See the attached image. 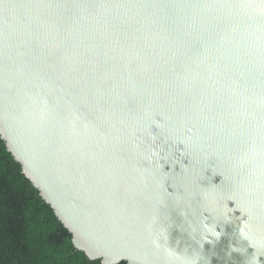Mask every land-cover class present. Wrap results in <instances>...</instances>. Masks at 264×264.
Returning <instances> with one entry per match:
<instances>
[{"label":"water","instance_id":"95a60500","mask_svg":"<svg viewBox=\"0 0 264 264\" xmlns=\"http://www.w3.org/2000/svg\"><path fill=\"white\" fill-rule=\"evenodd\" d=\"M0 135L91 259L264 264V0H0Z\"/></svg>","mask_w":264,"mask_h":264},{"label":"trees","instance_id":"16d2710c","mask_svg":"<svg viewBox=\"0 0 264 264\" xmlns=\"http://www.w3.org/2000/svg\"><path fill=\"white\" fill-rule=\"evenodd\" d=\"M0 264H103L74 245L72 233L23 173L1 135Z\"/></svg>","mask_w":264,"mask_h":264},{"label":"clouds","instance_id":"9594fccd","mask_svg":"<svg viewBox=\"0 0 264 264\" xmlns=\"http://www.w3.org/2000/svg\"><path fill=\"white\" fill-rule=\"evenodd\" d=\"M209 230L211 231V229H209ZM245 235H247V233Z\"/></svg>","mask_w":264,"mask_h":264}]
</instances>
